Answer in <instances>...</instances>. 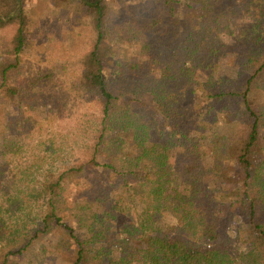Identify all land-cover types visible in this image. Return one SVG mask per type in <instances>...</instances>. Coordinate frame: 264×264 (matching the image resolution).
Wrapping results in <instances>:
<instances>
[{
  "label": "trees",
  "instance_id": "obj_1",
  "mask_svg": "<svg viewBox=\"0 0 264 264\" xmlns=\"http://www.w3.org/2000/svg\"><path fill=\"white\" fill-rule=\"evenodd\" d=\"M74 1L89 19L86 48L36 72L22 58L25 0H0V30L15 43L0 61V94L18 105L20 136L0 143V264H18L54 231L72 245L70 264H264V0ZM220 58L233 72L218 80ZM45 89L55 118L88 103L95 111L80 117L79 156L58 159L55 130L40 142L52 161L39 172L41 153L22 157L32 128L24 103ZM220 121L245 135L217 131ZM88 174L90 197L66 199L67 184Z\"/></svg>",
  "mask_w": 264,
  "mask_h": 264
},
{
  "label": "rangeland",
  "instance_id": "obj_2",
  "mask_svg": "<svg viewBox=\"0 0 264 264\" xmlns=\"http://www.w3.org/2000/svg\"><path fill=\"white\" fill-rule=\"evenodd\" d=\"M123 1H129L133 5L138 4L140 6H146L150 2V0ZM25 4L29 11V34H31L30 47L22 53V58L26 61L27 68L32 67V70L39 72V70L47 69L49 63L56 64L63 62V60H75L86 48L87 44L85 43V39L86 33H89V19L85 15L74 14V12L79 11L80 4L78 2L74 0H25ZM111 5L116 15L122 14V9L118 3L111 2ZM237 13L243 16L242 10ZM135 14L136 12L133 10L131 15ZM12 34V29L8 27L0 30V61L12 53L11 48L15 45ZM111 40L110 38L109 41L111 46L108 50V58L110 59L108 69L111 77L114 79L116 75L110 68L112 67L111 65L114 64L112 61L118 58L119 51L118 48L114 46V41L112 42ZM115 41H117V39ZM68 64L69 62L67 61L66 65L61 66L64 74L70 73V71L73 70ZM232 72L233 67L229 64L228 59L220 58V66L215 73L217 79L220 80L222 77L232 74ZM46 91L45 89V93L42 95L43 100H40L39 103H35L33 107L30 108L24 103V108L30 110L29 116L32 119H30L32 128H30L31 134L29 135L28 143H25L24 149L27 151L22 154V157L23 160H25L26 156L29 155L30 159L33 160L34 154L41 153L40 156L44 158V162H39L41 164V170L39 172L42 171V167H50L52 161L51 156L48 155L47 152H40V149H43L40 142H46L49 139L48 135L55 130L57 134L54 135L56 143H58V141L64 143L62 144L61 151L58 153V155H60L58 159L61 160L64 159V157L68 158L71 155L72 157L79 156L81 148L78 147V144L81 145V143L78 141L80 137L83 136L82 130L79 129L82 125L80 117H83L85 112L90 113L95 111L94 104L88 103L77 113L74 112L69 114L65 112L64 115L55 118L50 113L52 109V111H54L58 106L52 101L49 92ZM257 98L260 102H263L264 93H259ZM135 105L137 107L138 104L135 103ZM231 105L234 106V102H231ZM18 109L16 102L0 94V143L9 139L20 140L18 134H13V117L19 111ZM243 126L244 125H240L239 123L220 121L219 128H216V130L222 133H232L233 136L237 137L239 135H245L246 128ZM19 130L20 128L16 131L19 132ZM207 143L208 142H206L205 147H211V145L207 146ZM214 151V149L212 150V148H210L209 150H204V153L207 157H211V155H214ZM99 160H102L101 156ZM39 172L36 171L35 168L33 171L34 176L40 178ZM91 180L92 175L88 174L79 181L67 184V189L65 191L66 199H68V197L74 198L75 193L80 197L88 199L91 195V192H89ZM97 185L102 184L98 183ZM89 206L94 213L98 212L104 216L102 211L103 208L97 210V206L100 205L94 198ZM106 209H108V207H106ZM106 212L105 210V214ZM240 228L242 229L241 236H245L248 227L246 224L242 223ZM84 231L85 229L80 227L77 223V232L83 234ZM240 240L244 243L242 238ZM72 259H74L72 245L60 234V232L54 231L47 236L35 240L29 249L16 261L18 264H70Z\"/></svg>",
  "mask_w": 264,
  "mask_h": 264
}]
</instances>
